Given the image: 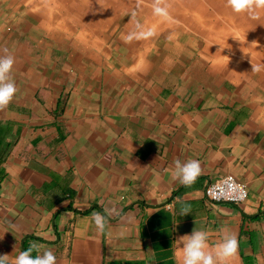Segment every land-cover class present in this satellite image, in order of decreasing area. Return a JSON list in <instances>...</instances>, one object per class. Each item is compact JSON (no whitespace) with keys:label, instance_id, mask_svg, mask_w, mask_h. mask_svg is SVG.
Returning <instances> with one entry per match:
<instances>
[{"label":"crops","instance_id":"1","mask_svg":"<svg viewBox=\"0 0 264 264\" xmlns=\"http://www.w3.org/2000/svg\"><path fill=\"white\" fill-rule=\"evenodd\" d=\"M159 2L166 17L154 0H0L17 87L0 108V255L178 264L176 238L196 227L214 244L226 227L232 264H262L264 14ZM137 24L152 35L129 38ZM188 159L201 174L185 186L173 173ZM226 176L247 186L245 202L206 197Z\"/></svg>","mask_w":264,"mask_h":264},{"label":"clouds","instance_id":"2","mask_svg":"<svg viewBox=\"0 0 264 264\" xmlns=\"http://www.w3.org/2000/svg\"><path fill=\"white\" fill-rule=\"evenodd\" d=\"M227 6L236 14H244L249 19L259 20L264 14V0H226ZM153 14L166 17L168 8L161 5L159 0H154L152 6ZM152 35V30L144 31L142 26L137 24L136 31L129 34V38ZM14 57L10 54L0 55V108H5L13 100L17 87L12 78ZM261 66L252 64L251 72H259ZM201 174L200 162L196 159L175 162L174 178L182 185H192ZM189 214V208L184 207L180 216ZM97 231L105 228L106 215L96 213L92 217ZM221 235L214 244L209 243V233L202 228H194L190 234L181 235L175 239L177 244L176 254L179 257L178 264H232L238 255L239 242L236 234L226 227L220 229ZM10 255H0V264H56V257L50 250L41 254L33 255V248H26L20 251L14 258ZM262 260L264 258L257 257Z\"/></svg>","mask_w":264,"mask_h":264},{"label":"built area","instance_id":"3","mask_svg":"<svg viewBox=\"0 0 264 264\" xmlns=\"http://www.w3.org/2000/svg\"><path fill=\"white\" fill-rule=\"evenodd\" d=\"M206 197L212 203L241 204L248 196L247 186L232 176H226L209 184L205 191Z\"/></svg>","mask_w":264,"mask_h":264},{"label":"bare ground","instance_id":"4","mask_svg":"<svg viewBox=\"0 0 264 264\" xmlns=\"http://www.w3.org/2000/svg\"><path fill=\"white\" fill-rule=\"evenodd\" d=\"M102 1H103V0H102ZM146 1H147V0H146ZM116 3H117V2H116ZM122 3H123V2H122ZM128 3H129V2H128ZM113 5H114V4H113ZM90 7H91V6H90ZM109 7H110V6H109ZM109 7H108V8H109ZM111 9H112V7H111ZM117 10H118V9H117Z\"/></svg>","mask_w":264,"mask_h":264},{"label":"rangeland","instance_id":"5","mask_svg":"<svg viewBox=\"0 0 264 264\" xmlns=\"http://www.w3.org/2000/svg\"><path fill=\"white\" fill-rule=\"evenodd\" d=\"M223 4V3H222Z\"/></svg>","mask_w":264,"mask_h":264}]
</instances>
